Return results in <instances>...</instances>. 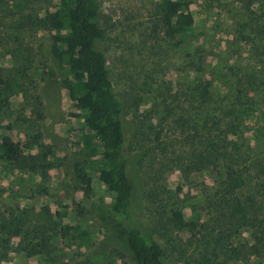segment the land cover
Segmentation results:
<instances>
[{
	"label": "rangeland",
	"instance_id": "obj_1",
	"mask_svg": "<svg viewBox=\"0 0 264 264\" xmlns=\"http://www.w3.org/2000/svg\"><path fill=\"white\" fill-rule=\"evenodd\" d=\"M157 1L98 0L103 35L97 48L106 57L112 92L123 104L126 122L153 128L152 132L145 131V139L131 140L132 149L128 151L133 205L141 224L151 230L170 264H197L205 259L197 255L192 234L187 227L173 228L165 223L161 226L160 219L166 214L159 212V207L156 211V205L146 199L145 182L161 164L155 184L173 193L164 208L180 210L186 224L197 221L206 226L208 216L202 200L216 185L217 174L210 167L183 174L172 156L162 162L149 151L151 140L154 131L159 130L158 141L176 137L168 131L170 120L163 121L162 98L166 90L176 93L190 88L199 76L211 83L215 98L225 102L235 93L236 74L256 77L258 72H264V0L252 2V13L243 10L246 0H180L187 4L194 21L193 30L181 46H174L173 41L162 36L153 15ZM55 3L56 0H8L0 13V30L34 14L43 16L52 11ZM23 39L16 49L8 45L2 50L0 67L7 76L12 75L16 84L25 77L37 84L42 100L37 127L42 143L51 147L55 158L44 178L26 168L18 170L0 163V210L6 206L13 208L12 215L5 212L6 220L1 221L7 227L1 231L0 240L6 239L8 246L0 244V264H75L79 255L88 264H135L122 223L110 210L112 195L94 177L86 191L77 177L78 170L85 165L74 136L80 119L73 117L76 111L67 96L65 69L50 54V33L32 29ZM254 86L247 87L246 94L256 101L253 110L255 115L256 111L259 113L257 119L264 126V88L254 90ZM13 103L14 109L19 108L20 96ZM25 114L33 120L30 113ZM245 126L250 130L252 121ZM4 131L19 143L33 135L26 123L14 122L13 114L0 115V132ZM237 136L244 138L240 142L245 141L246 146L248 143L250 155H264V139L254 144L247 141L249 131L236 133ZM60 225L82 227L88 232L87 242L78 248L67 238H60L55 230L52 232L54 226ZM41 226L46 228L43 237L47 250L27 257L17 250L20 238L24 232ZM15 228L18 236L8 235L7 231L13 232ZM250 238L249 232L243 230L234 245L250 242ZM210 260L212 264H262L254 257L225 260L220 254Z\"/></svg>",
	"mask_w": 264,
	"mask_h": 264
},
{
	"label": "trees",
	"instance_id": "obj_2",
	"mask_svg": "<svg viewBox=\"0 0 264 264\" xmlns=\"http://www.w3.org/2000/svg\"><path fill=\"white\" fill-rule=\"evenodd\" d=\"M7 1L0 0V13ZM253 1L246 0L243 10L252 13ZM153 15L162 36L173 41L174 46L183 45L193 30V17L187 4L180 0L157 1ZM99 16L98 0H56L52 11L43 16L34 14L32 18H26L27 21H14L8 28L0 30V57L8 45L16 46L14 49L22 45L23 35L32 29L50 33V54L65 69L67 96L76 111L73 117L80 119L74 135L85 158L84 167L78 170L79 181L88 191L94 177L112 195L110 210L122 223L125 242L135 264H170L151 230L142 226L133 205L134 186L129 176L128 151L132 149L131 140L145 139V131L150 126L127 123L123 104L112 92L106 57L97 48L103 35ZM251 30L261 33L260 30ZM191 66L197 71L202 69L195 63ZM262 75V71L256 77L236 74L235 93L225 102L217 100L211 83L199 76L190 88L163 93V121L170 120L168 131L176 137L158 141L160 130L154 131L149 151L156 153L162 162L172 156L180 164L183 174L210 167L217 174V182L202 200L208 216L206 226L197 224V221L186 224L180 210L164 208L163 204L169 202L173 193L155 184L161 174V164L145 182V197L156 205V211L159 207V212L166 214L160 224L187 227L196 243L197 255L205 259L197 264H212L210 259H216L219 254L225 260L254 257L264 264V155H250L248 143L246 146L245 141L240 142L244 138L235 137L236 133L249 131L247 141L254 144L264 139V126L257 119L259 113L256 111L255 115L253 110L256 101L246 94L249 86L255 85L254 90L264 88ZM17 96H20L21 103L14 109ZM41 107V96L32 79L25 77L16 84L12 75L7 76L0 67V115L13 114L15 123H26L33 132L32 137L22 143L14 141L7 132H0V163L18 170L26 168L44 178L52 167L55 153L41 141L37 127ZM26 112L33 116V120L26 117ZM249 120L252 121L250 130L245 126ZM149 131L152 132L153 128ZM34 150L37 151L35 154L32 153ZM179 190V187L175 189L176 192ZM5 212L11 216L13 208L6 206L0 210V234L7 227L1 223L6 220ZM243 230L249 232L250 242L234 245ZM52 232L62 239L67 238L78 248L88 240V232L78 225L54 226ZM7 233L18 236L16 228ZM45 233L44 226L24 232L17 250L27 257L46 251ZM0 244L8 246L6 239L0 240ZM79 256L75 264H88Z\"/></svg>",
	"mask_w": 264,
	"mask_h": 264
}]
</instances>
